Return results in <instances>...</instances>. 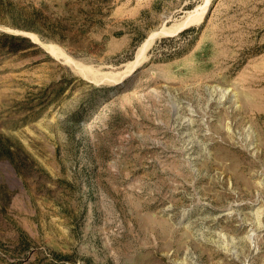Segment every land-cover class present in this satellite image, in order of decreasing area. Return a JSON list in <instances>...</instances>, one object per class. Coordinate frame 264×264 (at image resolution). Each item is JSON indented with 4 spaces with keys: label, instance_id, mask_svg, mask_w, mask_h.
<instances>
[{
    "label": "rangeland",
    "instance_id": "rangeland-1",
    "mask_svg": "<svg viewBox=\"0 0 264 264\" xmlns=\"http://www.w3.org/2000/svg\"><path fill=\"white\" fill-rule=\"evenodd\" d=\"M205 2L0 0V264H264V0Z\"/></svg>",
    "mask_w": 264,
    "mask_h": 264
},
{
    "label": "bare ground",
    "instance_id": "bare-ground-1",
    "mask_svg": "<svg viewBox=\"0 0 264 264\" xmlns=\"http://www.w3.org/2000/svg\"><path fill=\"white\" fill-rule=\"evenodd\" d=\"M207 5H208V0H206L205 4L203 6H201L200 8H197L194 10V12L199 11L198 16L197 17V21L201 19L202 15L205 13L206 9H207ZM192 15H194L192 13ZM189 17H187V19L185 18V20H183L182 22H180L179 24L170 27V28H164L162 30H160L159 32H152L144 41L143 43L140 45V47L138 48V55H140L139 58L144 59L145 57L143 56L145 51H147V49L150 47V45H152L153 41L159 37V36H171L174 35L178 30H180L181 28H184V26H186L189 22L191 17L193 18V16H191V14L188 15ZM194 17V18H195ZM193 20V19H192ZM162 32V33H161ZM141 61V60H140ZM139 59H137V61L134 63L138 65V63L140 62ZM133 67V65L131 66V68Z\"/></svg>",
    "mask_w": 264,
    "mask_h": 264
},
{
    "label": "water",
    "instance_id": "water-1",
    "mask_svg": "<svg viewBox=\"0 0 264 264\" xmlns=\"http://www.w3.org/2000/svg\"><path fill=\"white\" fill-rule=\"evenodd\" d=\"M163 29H164V27H163ZM181 29H182V28H181ZM179 31H180V30H178L177 32H179ZM177 32H176V33H177ZM161 33H162V32H161Z\"/></svg>",
    "mask_w": 264,
    "mask_h": 264
},
{
    "label": "trees",
    "instance_id": "trees-1",
    "mask_svg": "<svg viewBox=\"0 0 264 264\" xmlns=\"http://www.w3.org/2000/svg\"><path fill=\"white\" fill-rule=\"evenodd\" d=\"M12 163V162H11Z\"/></svg>",
    "mask_w": 264,
    "mask_h": 264
}]
</instances>
